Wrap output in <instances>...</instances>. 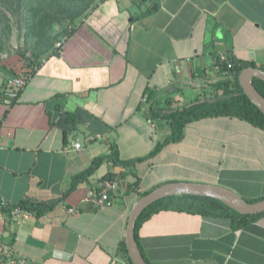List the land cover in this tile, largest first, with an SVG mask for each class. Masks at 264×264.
Here are the masks:
<instances>
[{
	"label": "crops",
	"instance_id": "crops-1",
	"mask_svg": "<svg viewBox=\"0 0 264 264\" xmlns=\"http://www.w3.org/2000/svg\"><path fill=\"white\" fill-rule=\"evenodd\" d=\"M92 8L42 55L13 106L0 104V199L60 201L39 218L0 220V264H131L122 250L130 210L168 183L264 199V129L212 116L173 137L168 122L151 115L220 93L212 85L235 76L212 73L221 54L264 72V0H97ZM167 139L130 167L103 162L62 200L95 159L113 149L123 161L144 158ZM106 174L118 185L111 205L98 210L85 200ZM136 240L147 264H264V215L234 230L223 216L161 211Z\"/></svg>",
	"mask_w": 264,
	"mask_h": 264
},
{
	"label": "trees",
	"instance_id": "trees-1",
	"mask_svg": "<svg viewBox=\"0 0 264 264\" xmlns=\"http://www.w3.org/2000/svg\"><path fill=\"white\" fill-rule=\"evenodd\" d=\"M5 1L6 0H0L2 4ZM11 1L13 3H18L20 0ZM36 1V7L32 9L33 24L31 26V32L37 38L38 46L42 48L36 54V57H39L54 48V44L47 34L49 29L62 28L63 20L75 23L78 19L87 15L93 9L92 6L97 0ZM3 14L4 13L1 11L0 7V19L4 18ZM68 35L69 33H65V37ZM39 67L40 63H38L35 69H33L30 74L26 76L30 78V76L34 75L35 71ZM249 67L253 66L251 64H240L235 66L233 68L235 71V76L233 79L221 80L217 83H214L212 86L216 88V92L220 93H216L212 98L196 100L188 106L180 109H172L168 111L158 110L156 112L153 110L151 113L152 117L160 118L168 122L170 132L173 137H178L181 134L183 127L192 120H198L212 116L236 117L249 122L256 127L264 129V115L248 100L238 83L239 73L243 69ZM8 75L9 77L13 76L11 73ZM253 85L255 89L264 97V82L254 79ZM149 99H151L150 95L147 100ZM168 104L171 105L170 102ZM65 121L66 123L72 124L73 126L76 124V119L71 113H65ZM170 140L172 139L165 140L163 144H157L148 156L144 158L132 159L129 161L121 160L116 149H113L110 155L95 159L87 169L73 176L71 179L70 188L68 191L63 193L62 200L75 191L80 184L86 182L100 168L103 162L109 161L114 166L130 167L137 162L144 161L154 156L158 150H160L164 144L170 142ZM110 179L111 177L106 174L99 180V182ZM59 203L60 201H57L51 205H47L45 203L31 202L27 199H24L18 204L9 205L8 207L3 208L0 207V209L7 212L9 209L18 207L26 212L33 213L34 216L39 218L51 212ZM168 210L183 211L190 214H199L202 216H223L231 220L232 228L234 230L244 226L248 220H257L260 216L264 215V213H262L255 216H242L220 202L208 198L194 196L168 197L155 202L141 213L135 225V239L137 230L144 221L149 219L157 212ZM122 250L125 254H127L124 243H122Z\"/></svg>",
	"mask_w": 264,
	"mask_h": 264
},
{
	"label": "water",
	"instance_id": "water-1",
	"mask_svg": "<svg viewBox=\"0 0 264 264\" xmlns=\"http://www.w3.org/2000/svg\"><path fill=\"white\" fill-rule=\"evenodd\" d=\"M264 82V72L255 68L243 69L238 83L248 100L264 115V97L255 89L253 80ZM174 196H194L213 199L242 216L264 213V199L249 203L235 192L216 185L195 183H168L161 185L140 197L132 206L124 235L125 249L132 264H147L135 239V225L141 213L155 202Z\"/></svg>",
	"mask_w": 264,
	"mask_h": 264
},
{
	"label": "rangeland",
	"instance_id": "rangeland-1",
	"mask_svg": "<svg viewBox=\"0 0 264 264\" xmlns=\"http://www.w3.org/2000/svg\"><path fill=\"white\" fill-rule=\"evenodd\" d=\"M36 4V0H20L18 3L6 0L3 4L0 2L1 11L4 13V18L0 19V84L9 73L13 74L10 79L29 75L42 58V55L36 57L42 48L38 46V40L31 32L32 9ZM62 24V28L48 30L47 34L54 46L75 25L65 20Z\"/></svg>",
	"mask_w": 264,
	"mask_h": 264
},
{
	"label": "built area",
	"instance_id": "built-area-1",
	"mask_svg": "<svg viewBox=\"0 0 264 264\" xmlns=\"http://www.w3.org/2000/svg\"><path fill=\"white\" fill-rule=\"evenodd\" d=\"M59 44H56L58 47ZM234 68V63L228 62L226 57L221 54L217 56L213 65L211 66V71L219 79H228L232 78V71ZM29 78L28 76H19L13 79L7 78L5 87L0 89V104L4 105L7 108L13 106L17 101V98L21 90L26 86ZM80 146L76 145L75 148L78 149ZM117 181L110 179L103 181L99 184V193L92 195L85 201L91 204L95 209L102 210L111 205L110 197L112 192L117 188ZM10 204L5 202L3 199H0V207H8ZM67 212L71 215L78 213L77 209L71 208ZM34 216L31 212H26L18 207L9 209V211H4L0 209V220L4 221H24L29 217ZM19 264V263H18Z\"/></svg>",
	"mask_w": 264,
	"mask_h": 264
}]
</instances>
